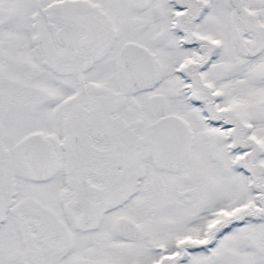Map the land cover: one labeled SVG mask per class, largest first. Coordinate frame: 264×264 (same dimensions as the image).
Listing matches in <instances>:
<instances>
[{"label": "snow or ice", "instance_id": "snow-or-ice-1", "mask_svg": "<svg viewBox=\"0 0 264 264\" xmlns=\"http://www.w3.org/2000/svg\"><path fill=\"white\" fill-rule=\"evenodd\" d=\"M0 264H264V0H0Z\"/></svg>", "mask_w": 264, "mask_h": 264}]
</instances>
